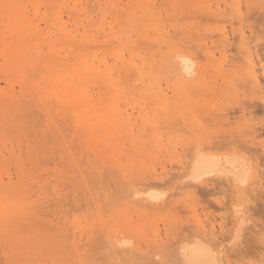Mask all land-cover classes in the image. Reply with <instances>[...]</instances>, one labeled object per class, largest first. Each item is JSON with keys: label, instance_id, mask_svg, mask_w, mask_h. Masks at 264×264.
Returning a JSON list of instances; mask_svg holds the SVG:
<instances>
[{"label": "rangeland", "instance_id": "rangeland-1", "mask_svg": "<svg viewBox=\"0 0 264 264\" xmlns=\"http://www.w3.org/2000/svg\"><path fill=\"white\" fill-rule=\"evenodd\" d=\"M33 1L34 0H27V1L19 0L18 1L20 2L18 4V8H19V5L22 3H23L22 5L26 6L27 8L26 9L25 7L21 5L24 9H26V10H23L24 13L22 14L26 15L27 17L26 20L28 19L29 22L28 20L27 21L24 20V21L28 22L31 27L32 25H35L36 30L38 31L37 33L38 36H36V33L35 34L30 33L31 35L33 34L35 35V37L33 36V38H35V40L32 39L33 41L29 40L28 38L30 37L31 39L32 36H28V37L25 36V38H27L29 42L31 41L30 47L28 44H26L28 45V47L26 46L28 50L24 48L25 46L24 38H23L24 41L22 40L24 42L22 44L23 45L22 47L25 50H27L25 51V54H27V56H29L28 55L29 53L30 55L35 56L36 47H34V45L35 44L38 45V49H40V51L38 50L37 51L41 53L39 54L37 52V54H39L40 56L38 55L36 56L40 57L39 59L41 60L42 55L44 54L43 55L44 58L42 59L43 61L42 60H41L42 62L39 61V59L36 56L35 57L31 56L32 57L31 63H34L33 62L34 59L37 58L38 59L37 61L39 62L36 61V64L37 66L39 64L40 67L42 65L41 69H39L40 67L38 66L39 71L40 70L41 71L37 74L29 75V73L33 74V71L38 72L37 67H34L35 66L34 65L35 63H34L32 64L33 71L30 70L29 66H28L29 67L28 69H26L27 67L25 66V69L23 68V70H20V73L22 71H23L22 73H24L23 77H21V74L18 75L16 74L17 72H15V74H13V76L9 78L8 73L12 75L10 68H9L10 72L7 71V68L9 65L7 66V63H5L6 65L2 63L4 66L7 67L6 68L7 72L4 71V69H1L2 66H0V93L2 89V92H4L3 94L5 95L4 98L2 97L3 100L0 99V264H181L177 259V248L183 241H188L190 240L191 237L198 234L196 231L197 227L195 228L194 226L195 224L193 223L194 217L191 216L190 207H192V205H194L195 207L197 206L196 207L198 211L197 215L199 214V216H201V219L203 221L207 219L206 224H210L211 222L214 221L213 222L214 223L213 225L215 226L214 232L217 233L220 230L218 228V225L219 226L222 225V227L225 230L228 229L227 226H229V221H230V218L228 217V215L230 211L228 212L226 209L229 205L228 204L229 200L227 198L229 199L231 198L232 200L233 196L230 197L229 190H227L228 189L227 187H226L227 189L224 188V190L223 189L219 190L216 187V190H215L216 181L214 182L215 184L213 183V185H215L214 187L210 185L209 187L207 186L208 188L204 186L203 187L201 186L198 188L197 186L194 187L195 185H191L192 186L191 187L190 184L192 183L191 181L190 183H188L189 179L187 180L183 179L185 177L179 178L181 177L180 175H182L181 174L182 172L180 171L181 170L180 165H182L184 162L187 161V160L185 161V159H189V156H191L190 154L192 152V149L195 146L197 139H199V135L197 131L198 123L196 122H198L199 120L200 123L202 124L204 123V126L206 128L208 127V130H213V128L216 129L218 127L216 126V124L218 123L214 122L212 124L213 121L211 122V120L205 119V117L201 115L202 114L201 111L198 112L199 109L197 108V106L195 108L198 111L196 110L194 111L193 110L194 104H192L193 108L190 111L193 110L194 111L193 114L195 113L194 116L195 117L197 116V118L199 117L198 119L195 118L194 116L193 118L192 113L191 114L188 113L189 111H186L185 113L181 112L183 113L184 116H181V113H180L179 115L180 119L186 116L182 121L178 119L179 113H177L176 115H172V114H169L171 112H166L168 115L166 113L164 114L162 111H160L161 110L160 107L159 106L156 107V104H154L155 101L153 99L154 98L153 96L154 95L157 96V94H154V93L158 91L155 85L158 80V82H160L159 85L161 84V87H162L161 90H163L162 93L164 94V91H165V94H166V96L164 94L163 97L162 98L160 97V98L161 100L163 99L166 100V103L168 104L166 105L164 101L163 103L166 106L164 105L163 106L165 108L171 107L170 110L174 109L172 108V105L177 104V102L179 101H181L182 108L186 106L184 105L185 104L184 101L186 100L184 96L187 97L188 95H191V98H194V96L198 97L199 100L198 99L195 100V98L194 100L199 101L198 102L199 105L201 104L200 97L204 96L207 102L206 103L203 102V103L208 105V102H210V99H211L209 98L211 95V92L209 93V90L211 91V89L208 90L210 86L206 87L208 86V85H205L206 83L205 84L203 83L205 87L203 86L202 83L200 84V87L198 86V84L192 85V87L188 89V91L186 90L188 93L185 91V94H184L183 90L180 91V89H184L183 88L184 86L181 85V88L179 86L178 88L180 89H177V85L173 82V78H171V76L167 74L168 71L166 68H163L165 70L162 69V64H160V62L161 61L163 62L164 57L162 56H165L163 54L164 53L166 54V50L169 51V49H171V52H173L172 50L174 48L175 49L178 48V50L180 49V51L185 52L192 59H194L195 68L197 67L201 68L202 66L204 67L205 71H209L210 69L208 67L211 66L210 65L211 60L206 56L207 52L205 49L211 46L208 45L210 43L208 39L206 38H209L207 36L208 35L210 36L211 34L212 35L211 37L214 36L213 40H217L219 38L217 35L218 30H220V24L218 23L222 22L221 24L223 23L225 24V21H226V24L224 26H226V30L228 31L230 28L229 24L233 23L234 19L232 22H230L231 19H228L227 18L228 16L225 15L224 16L225 18L224 17L221 19L216 18L217 19L216 21L221 20V22H216V24H218L219 27L217 25H215L216 27L212 26L214 24L209 25L208 23L210 24L215 23L214 22L215 19H213V17L210 18L211 16L207 17L206 14H202V12L204 13L205 10L203 9L204 6L202 7V9H200L201 6L199 5L203 3H200L199 0L198 1L196 0L197 2L195 1L196 3L199 2L200 3L199 5L198 4L195 5V2H194V5L193 3L192 4L184 3L183 6H181L182 3L181 5H178V3H180L178 1L180 0L176 1L177 4H175V2L173 3V1L175 0H154L155 4H152V5H155V6L153 8H152V5L149 4L147 0H54L52 2L50 0V2L48 1L47 7H45L46 5H45V2H43V0H39V1L35 0L34 2ZM150 1L152 2L153 0H150ZM213 1L209 3V5L212 4L210 5L212 9L214 8V5L217 3L216 0H215L216 3H214ZM223 1L228 2L229 0H222V2ZM247 1H249V8H248L249 13H246L248 14L246 15V17L248 18L245 17V20L247 19L246 21L247 23L243 21L247 25H245L244 23L243 24L245 26L243 24L242 25L246 27L244 29V31L246 30V36H248L249 34L248 32L249 29L247 27H253L252 30L256 29L255 32L256 31L258 32L256 33L257 34L256 36H259L257 40H259V38L260 39L262 38L261 40L257 42H255L254 40L253 41L255 42L256 45H258V50H257L258 55L262 59V63L264 65V37H263L264 36V1L263 0H247ZM247 1L245 0V2ZM29 2H32V3L29 4ZM74 2L79 3L78 8H76V10L80 9V6H82L83 8L85 7L84 11L82 8L81 12H78V11L76 12L73 6ZM147 2H148V5H147ZM218 2L221 3V4L219 3L220 9H223L225 3H222L221 0H218ZM230 2H228L227 4H229ZM2 3L0 1V4ZM33 4H38L39 6L37 7L39 8L35 10V5ZM31 5L34 6L33 11H32L33 8ZM102 5H104V7L106 8L103 9L104 7ZM1 6H3V4ZM5 6L6 4L4 5V7ZM147 6H150L152 10L155 8L153 10L154 13L155 11H156V14L157 12H159L156 15V17L154 16L155 14L153 15L155 18V21L153 20L154 18L151 19L150 12L152 11L151 9H148L149 7L147 8ZM50 7H52V9H50ZM56 7H57V10L55 9ZM98 7L100 8L98 9ZM207 7L205 6V8ZM2 8L3 7L0 8L1 10L0 13L2 14L6 13L4 11L7 9V7L5 8V10L4 8L3 9ZM20 8L18 9V11L20 10ZM120 8L122 9L119 10ZM243 8L244 6H242V9ZM15 9H17V7ZM114 9L118 10L117 11L118 14L116 16L114 14H116L117 12H114ZM143 9L145 10L143 11ZM245 9H246V6L244 8V11L247 12ZM103 10H105L104 11L105 13L103 12ZM51 11L54 14H51L52 13ZM85 11L86 13L88 12L87 14L89 15V18L87 19L91 21L89 22V21H86L87 19H84L83 27H80L79 25L80 23L77 24L76 22L78 21L79 16H77L78 18H76V15L83 13L85 17L81 16L82 19L81 18L79 19V20H83V18H86V16L88 17ZM14 12L17 13L15 10ZM101 12L102 14H99ZM226 12H228V10H226ZM245 12H242V14L244 15ZM55 14L56 16H53L55 17V19L57 16L58 17L60 16L62 17L61 19L63 23L64 22L67 23L65 24L66 25L65 30L68 31V33H65V32L64 33L68 36V34L72 32L71 33L72 36L69 34V37L73 38L74 36H76L77 38H79L78 36L82 35L81 33H83V30L84 32H87V28L89 29L87 32L88 35L90 34L89 32H93L92 35L94 34L95 36H97V34H95L94 32L95 30L96 31L98 30L99 32H101L102 30L101 31L99 30L100 26H101L100 29L103 26L102 29L104 30V32L103 31H102L103 33L101 32L102 35L99 33L101 37L96 38L99 40V41L98 40L96 41L97 43L94 41L92 44L80 43V45H78L79 42L77 44L74 42L75 45H78L79 47L74 46L73 43H70L74 49L72 48L68 49L70 48L71 45L69 43L66 44V42H63V41H67L65 38L66 35H64L62 31L59 32L58 30L57 32V30L55 29L56 26H53V22H55V19L52 17V15H55ZM141 14L143 16L145 14L147 15V16H144V18L149 17L147 18L146 21L150 19L151 20L149 22H145L144 24H142L143 20L145 21L146 18L145 19L141 18L142 17ZM16 15L18 16V14H15L14 18L16 17ZM114 16L115 18H113ZM203 16L205 18L207 17V19H205ZM11 17L10 19H12ZM6 18L7 17L4 16V19H2L4 20V22L0 21V22H3V24L0 23L1 24L0 29L3 28L2 26H4V23L7 22V24H9L7 21L9 17L7 19ZM137 18H139L140 20ZM209 18L213 19L214 21L210 22ZM102 19L103 21H101ZM72 20L75 21L76 23L73 22ZM136 20L137 22H135ZM223 20L225 21L223 22ZM12 21L14 22L15 19H12L10 22ZM126 21L128 22L126 23ZM151 21L152 22L154 21L155 24L159 23L160 24L159 26H161V22H162V25L164 24V26H166V27L163 26L162 29H164L165 31L164 30L163 31L167 33L166 31V28H167L169 36L167 35H166L167 37L165 35L163 36L162 31L160 29L161 34L166 39L170 38L169 40H167V42H164L166 44L168 43L167 44L168 47L164 46V50H161L160 48L162 53L161 51L158 52L162 54V56L157 53H156L157 55L153 54V56H155L156 59L155 58L152 59L153 57L151 55L150 57L152 58L150 59V57L144 51V50H148L150 52L149 49L151 48L149 47L151 45L156 46V44L158 43V41H156L157 42L156 44L144 43L145 41L146 42L150 41V39H153L152 37H154V36L151 37L149 35L150 31H147V29H145V26L147 24L150 25L147 27L148 29H150V27L152 28V26L155 25L154 23H153L154 25H152ZM227 21L229 22V24L227 23ZM85 22H87L88 25ZM92 22L95 25H93ZM25 24L26 26L29 25L27 23ZM74 24L76 25V27L73 26ZM189 24H192V25H189ZM235 24H237V26H234L235 28L239 27L236 21H234L233 25ZM13 25H15V23ZM23 25H24V22H23ZM207 25H209L210 28L212 27L213 30L214 28H217V27L219 29L217 28L216 30L217 32L215 30L213 31L210 29L213 32L208 33L207 36H204V34H207V33L203 32L202 27L203 26L205 27ZM18 26H20V23L18 24ZM257 26H261V27L258 28ZM50 27H54V28H50ZM110 27H113L112 28L113 32L111 31ZM127 27L131 28L130 30L132 32H130V30L127 29ZM139 27H141V29L146 30L145 32L138 30L139 34L140 32H142V34H140L142 36L144 33L145 34L147 33L149 37L146 36L145 34L143 36L148 37V38L151 37L149 40H146L148 38L144 39L142 37V39L145 41L141 42L139 40L140 38L138 39V37H141V36H138L139 35L138 33H136L137 32L136 30L139 29ZM189 27L190 28L196 27L197 30L196 28L195 30L196 32L199 30L198 31L199 34L198 32L196 34L195 32H192L194 35L191 34L190 32L189 34L191 35H189L188 33H185L186 31L191 30ZM209 27H207L208 31H209ZM16 28L14 27L13 30L16 31ZM82 28L84 29L81 30ZM109 28L111 31L110 33H109ZM187 28H189L190 30H188ZM19 29H21V26ZM258 29H261V30H258ZM52 30H54V32ZM192 30H194V28ZM204 30H206V28ZM125 31L126 33L127 31L130 32V33H127L130 36L129 38L133 36L131 38L133 40L130 39L133 42H131L130 40L129 42L128 41L125 42V39H126L125 37L127 36ZM160 31H158V33ZM55 32H57L56 35H55ZM152 32L150 33L151 35L154 34ZM214 32H216L217 34H215ZM219 32H221V30ZM8 33L4 35L0 33V36L2 38L4 36L5 38L3 39L4 43L6 41V43L3 44V41H1L0 39L1 41L0 42L1 43L0 52L2 50L3 45H5L4 46L5 49H6V45L9 46L11 44V48L13 46V44L10 41H12L14 37H16V35L14 33L13 34L12 33L8 34ZM112 33L116 34L117 37H119L121 34L120 38L123 40L121 41L120 39H118L121 41L118 44L120 45L122 44V42H124L121 45V47L123 46L122 48L119 47L116 41H114L116 40V37L114 39V35ZM25 34L28 35V33H25ZM103 34H104V37L108 35L107 38L106 37L103 38ZM133 34H135V36ZM159 34L157 37H159ZM123 35L125 37H123ZM236 35L238 34H235L233 37H235ZM252 35L253 34H251L249 37L251 38ZM36 37H39V38H37L36 40ZM63 38L65 39L63 40ZM160 38L162 37L160 36L159 38H156V40ZM200 38L203 40L200 41L201 40ZM195 39L197 41H195ZM16 40H18V38ZM164 40L162 39V41ZM26 43H28V41ZM134 43L136 44L135 46H134ZM64 45H66L67 48ZM98 45L100 46L98 47ZM128 45H131V46H128ZM216 45L218 44L215 43V46ZM230 45L231 47L228 48V52L226 51L227 56L229 58L236 59L237 63H241L242 61L238 59L239 52L237 50L236 44L234 43ZM90 46L92 47L90 48ZM127 46L131 48H133L134 46V48L138 49L139 51L138 52L136 50L134 55H138L136 53H139V56L142 54L141 56L143 57L144 60L147 59L148 62L150 61L152 63L153 67L151 66L150 63H146L147 61H145L146 65L149 64V66L152 67L151 71H153V74H155L154 75L155 78L157 77L156 79L154 78L156 82L153 81L155 84L152 82L153 83L152 87L154 86L156 88L155 91H154L155 89L154 87H153L154 88L153 90L151 89L152 92L151 91L148 92V88H147V85L149 84V82L150 84H152L150 80H153V78L150 79L151 75L149 74L152 73L150 72V70L146 68L144 69L145 73L150 72V73H147V75H149L148 79H147V76L146 77L144 76L146 80H148L149 82L145 81V78L142 77L144 73L143 72L141 73L142 75L140 76L142 77V79L144 78L143 79L144 81L142 83V80L140 82L138 77L135 76L136 74H138L135 71L136 69L130 68V65H128L125 62V64H127L129 67L127 66L128 68L125 67L124 70H122L121 68H123V66L121 65L122 66L121 67L118 61L115 62L113 56L114 54L117 53L116 50L122 49L123 51L126 48L123 52H121L120 50L118 51V53L119 52L123 53V58L125 59V61L130 58L131 52L133 53L134 49L128 48ZM155 46L154 48L158 47V46L157 47ZM13 49H15V47H13ZM17 49L19 51V48ZM24 49L20 51V53L21 52L23 53L21 55L22 57H25L23 56ZM32 49H33V52L31 53ZM140 49L143 51H141ZM175 49L174 51H176ZM68 50L69 51L77 50V51L69 52ZM26 52H29V53H26ZM143 52H145L146 54ZM14 53L16 54V51ZM48 55L49 57H47ZM0 57L2 56L0 55ZM76 57L78 60L75 59ZM85 57L88 58V60L86 59L88 62H93L94 66L97 64V62L99 63L98 65H100L101 62L105 61L106 66L108 65L109 67L111 66L112 69L111 68L110 69L113 70L112 73L114 72L113 76L114 75L116 76L118 75L117 77L120 76L119 78L121 79L117 78V83H118V80H119V83H121V85L118 83V85H120L119 86L120 90L119 89L116 90L118 91L116 92L117 95L115 93V89L111 90L108 88L109 90L108 91L105 87L103 88L104 85H102V88L100 89L99 86H101L103 82L98 81L96 77H94L96 78V80L94 78L91 80H89L90 78L89 79L87 78L89 81H85V79H83L84 82H82L83 80L80 81L81 79H76L77 78V76L75 75L76 71H73L76 67H73V66L80 64V62L78 61H81V60L83 61ZM91 57L92 59H89ZM160 57H162L163 59L159 60ZM217 58L218 56L215 58V60H217ZM2 59L0 58V61L4 62L5 58L2 57ZM14 60H16V58ZM27 60H28V57H27ZM44 61L47 62L48 66H45L46 63ZM50 64H52L53 66L49 67ZM68 64H70L71 66H69ZM87 64L90 65V63H87ZM55 65H58L56 67L57 68L59 67V68L57 69ZM66 65L69 66L68 67L69 69L71 67L72 71H70ZM64 66H66L65 67L66 70ZM17 67H21V66L18 65ZM52 68H54L55 71ZM103 68L105 67H103V63H101L100 69L103 70ZM46 69L47 70L49 69L50 71L48 70L46 72ZM117 69L118 70L121 69V70L118 71ZM204 69H201V70H204ZM44 70H45L44 72L45 74H41L43 73ZM98 70H96L95 73ZM124 71L128 73L130 71L131 74H129L128 76L125 75L127 77L125 78L123 75L125 74ZM216 71L217 69L215 70V74L217 75L219 70L217 73ZM53 72H56L57 76H56V73H53ZM117 72H119V74H116ZM3 74H4V77H6V79L8 77V80L4 79ZM54 74H55V77H54ZM58 74L60 75L61 79L60 78L57 79L59 77ZM71 74H74V75H71ZM206 74H209V73L204 72V75H205L204 80H206L204 82H208V84L210 85L209 83L210 76L208 75L209 76L208 77ZM213 74L214 73H212V75ZM50 75H52L54 79H52V77L50 78ZM61 75L66 76V80L68 81L69 79L72 78L70 80L71 82L70 84L72 85L74 81L75 85L71 86L70 84H68V81L65 80V77L63 78ZM67 75L68 76L71 75V78H69L70 76L67 77ZM116 76H114L115 79H116ZM166 76L170 77V78L168 77V80L165 79L168 81V83L167 81L164 80V78H167ZM74 77L76 78L74 79ZM55 78L57 80H61V83L63 86H66V83L68 84L67 87L62 86L63 88H66L65 90L64 89L57 90L55 88V90H57L56 91L57 94H59V96L57 97L55 96L56 98L53 97L54 96L53 93H52L53 94L52 96L49 94L48 90H46L48 87L47 85L50 84V82H52L49 80L52 79L55 81L56 80ZM134 78H136V80L138 79L137 82ZM216 80H218L217 82H220L218 78ZM63 81H65V84H63L64 83ZM56 82H57V85L60 87L61 85L60 81H59V84H58V81H55V83ZM21 83H23L24 85L22 84L23 85L22 86ZM53 83L51 84L52 87L49 88L50 90L52 88L54 90L55 86L57 87V85L55 83L53 85ZM93 83L95 85H93ZM25 86L27 88H25ZM10 88L11 90H9ZM144 88L146 90H144ZM86 89H89L90 91ZM62 91H64V93ZM248 92L249 91H245L243 94L244 97H242L243 96L242 95L238 99V101L242 100L245 103H249V101L251 102L253 101L256 104L257 107L254 109L255 112L253 113V116H252L253 118L252 122L256 124V126L261 127L260 128V132H261L260 138H264V128H262L264 127L263 126L264 125V109L262 107V103L261 101L254 99L257 96V94L255 93L253 94V92H249L250 95L252 93V95L254 96V98L251 99ZM11 93L14 94V96L11 95ZM83 93H85L84 95L88 93L89 95H91V98L93 99L87 98V96L85 97ZM6 94H8V96L10 95L11 98L14 97L12 102H10L11 100H9L8 96H7L8 97V101H7ZM23 94L27 95L28 97L27 96L25 97ZM72 94L77 95V96L78 94H80V96L81 95L83 96H81L82 99L80 98V96H78L80 99L78 98L79 100L77 101L79 102L77 103L75 102L77 98L75 99V101H73L72 97L74 96ZM59 97L61 99L60 101L57 100L59 99ZM189 97H187V99ZM246 97L247 99H245ZM84 98H86V101H89L88 102L89 104L93 103L92 106L88 108L89 104L86 105L85 103L87 102H85L84 103L85 111L81 110L83 109V107L81 108L82 106L81 103H83ZM242 98H244L245 100H243ZM66 99L67 101L68 99H70L74 103V104L72 103L74 107L72 108V110L74 109L77 110L76 112H78V114L80 112L79 110H81L82 114H83V111L84 113L86 112L85 114H83L84 116L81 119H83L86 116L88 117V119H84L82 121L87 120L86 122L91 123L92 125L93 122L92 121L88 122V120H90L92 115L95 114L93 116L94 118L93 121L97 119L96 122L94 121L96 128H93L89 124V126L93 128V130L97 129L96 131L95 130L93 131L94 133L91 132L92 129H90L89 135L87 134L86 131H88V129L85 130L87 126L86 122L85 123L83 122V125L80 122H78L77 124V121L75 120V118H79L78 121H80L81 119L80 117L76 116L77 113L74 115L73 112L75 111L72 112V110H69V107L66 108L67 107L65 106ZM89 99H91L92 103L90 102ZM125 100L129 102H125ZM223 100L226 101L223 104L225 106L224 109H226V112H227L226 113L227 120L224 121L223 127L227 130L234 132L237 129L243 127L242 124H244V121L243 120L240 121L239 119L240 114L238 111V107H236L233 104L234 103L233 99L224 98ZM61 101L62 102L65 101V102L62 103ZM107 101L108 103H110V101H113L112 103L114 102L116 103L117 101V104H119L121 108H123L122 106L127 103H128V106L130 105L133 106L135 110L132 111L131 106L128 107L127 109L129 110L128 113L132 112L135 118H132L131 119L132 121H130V123L128 124L125 123L126 122L125 120H124L125 122L123 121L124 123H120L121 122L120 121L119 122L120 125H119L118 122L116 123L114 119L112 118V115L110 114L111 111L109 112L110 109L108 108L109 109L108 110L106 108L109 105ZM189 101L191 102L190 99ZM75 103L77 105L80 103L78 105L79 107L74 106ZM193 103H196V102H193ZM59 104H61L63 108L65 106V110L63 108L60 109ZM186 104H187V100H186ZM139 105L144 107L148 112H150L148 119L151 121V123L153 122L154 124H156L157 130L154 129L153 131L151 130L152 129L151 128L149 131L148 127H144V128L141 127L140 129L142 122L139 119V117L136 118V116H138L137 112L141 108ZM93 106L94 108H92ZM76 107L78 109H76ZM86 107L88 109H86ZM155 107L157 109V112L153 115L152 112L149 111V108L153 109ZM186 107H184V109ZM202 107H199V108L203 109ZM169 108H167L168 111H170ZM92 109H94V112L92 111ZM68 110L71 114L68 112ZM103 110H105V112ZM173 111L174 110H172V112ZM104 118L106 119L111 118L112 121L107 119V121H109L107 123L106 119ZM191 119H195V121ZM101 121H102V125H101ZM177 122L179 125L177 124ZM190 122L192 124H190ZM75 123L77 125L80 124V126L76 128ZM96 123L97 124L99 123L101 128ZM121 124H123V126L124 125L128 126L130 124L132 126V134H131L130 139L131 140L135 139V141H130L129 138L125 136L127 132L125 131V127L122 128ZM213 125H215L216 127ZM176 126L177 127L179 126L178 129ZM142 128L145 132L142 131ZM187 129L188 131H191V129H194L193 131L195 132V134L191 135L190 133L188 134V133L182 132L185 134L186 137H188L187 135H190V139L187 138L189 139L187 140L188 143L180 139V137L178 136L180 140H178L176 143L180 141L181 144H179L180 143L179 142L178 144H175L174 146L173 145L174 141L178 139L176 137L173 138V136H176L174 134L176 132L177 134H179L181 131L188 132ZM174 130H177V131L174 133ZM178 130H180V132ZM151 131H153V133ZM154 132H157V134L155 133L156 135H154ZM158 132H159V135H158ZM151 135H154L155 137ZM182 135L180 136L181 138L184 139V136ZM92 143L94 145H92ZM183 144H185L184 146L185 148L183 147ZM102 145H106L107 146V147L105 146L106 149H104ZM178 145L179 146L182 145L183 148H181V146L179 147ZM89 146L90 148L94 147V150L93 148H91L92 149L91 150ZM100 147H103V148L100 149ZM175 147L176 149L179 147L177 149V152L174 150ZM176 154L179 155V158L181 159L179 161L180 163L182 162L180 165L176 164V163H179L178 162L179 158L177 157ZM252 154H255V153H252ZM259 154L260 153L256 154V156H259L260 159H258V161L262 163L261 161L262 159L264 161V156L259 155ZM184 155L186 158L184 157ZM256 156H253V157H256ZM250 157L252 156L250 155ZM160 165H163V167ZM178 166L180 169L178 168ZM151 169H153V171ZM262 169H264V166ZM128 171H131V174H129L131 177H129V175L127 174L129 173ZM157 174L159 176H157ZM160 175H161V178H159ZM163 175L165 176L164 178H162ZM218 184L219 183H217V185ZM223 186L225 185L223 184ZM140 188L142 189L150 188V190L152 189V191L155 193L158 192V193L165 194V197L167 199L166 204L157 209L156 208L151 209V210L147 209V211L141 212L142 211V209L140 211L141 206L138 203H136L134 197L131 196L134 189L137 190ZM245 199H246L245 195H243L242 198H237V200L233 199L232 201L234 202V204L237 203L241 207L243 206L245 207L247 204V201ZM220 201L221 202L223 201V202L220 203ZM251 201H253V199H251ZM263 202H264V199H262L261 202L255 201V205H257L256 206L257 208L259 207L258 208L259 211L257 210V208H255L256 209L255 212H254L255 209L254 210L251 209L253 212V216H252L253 219L258 220L259 223L260 222L264 223V205H261L263 204ZM222 204L225 205V208ZM226 204L228 205L226 206ZM203 215H205V217ZM130 222L131 224L129 225ZM259 223L257 224V226L259 225ZM163 224L168 225L167 226L169 227L168 233L169 234L171 233L172 235L170 234L171 237H169L168 241H166L165 243L161 245H155L153 244V242H151V239H153L151 238L153 237L152 230L155 225H158L159 228L161 227L160 229L162 230ZM126 225L127 227L132 225L133 230H131V234L127 233L128 235L125 236V234H123L122 231H124L125 229L124 227H126ZM223 225L224 226L227 225L226 226L227 228L224 227ZM139 226H142V227H139ZM246 227L248 226L245 225L243 227L242 234L237 241L235 240V242L232 244L225 242L223 250L225 254L231 257V260H234L238 264H258L259 258L256 255V251H254L253 247L250 246V243L252 241L250 237L251 234L248 231L246 232ZM143 231L145 235H143L142 233ZM220 234H221V231L219 235L217 233V235H214L212 237L216 238L217 240L219 239L218 241H220L222 239L221 235L223 233L221 235ZM116 235L127 238L130 241L129 242L130 244L128 243L129 245H126L125 247L124 245L123 246L120 245L121 247L119 245L112 246L111 239L113 236H116ZM247 238L249 239V241H247L248 242L247 246H250L249 249L247 247L244 250L242 249L243 248L242 246L240 247L242 250H240L238 248L239 244L244 243L245 240H248ZM252 244L253 243H251V245ZM251 250H253L254 252ZM255 250L257 249L255 248ZM235 252L236 253L241 252L239 253L240 254L239 257L234 256ZM259 263L262 264L261 261H259Z\"/></svg>", "mask_w": 264, "mask_h": 264}, {"label": "bare ground", "instance_id": "bare-ground-1", "mask_svg": "<svg viewBox=\"0 0 264 264\" xmlns=\"http://www.w3.org/2000/svg\"><path fill=\"white\" fill-rule=\"evenodd\" d=\"M1 1V3L2 2H4V3H2L3 4V6H1L2 4H0V6L1 7H3L4 8V10H5V8L7 7V9L4 11V12H6V13H0V21H3L4 22V20H2V19H4V16H6L7 18V21H8V23L9 24H7V22L6 23H4V26H2L1 28L2 29H0L1 31H0V33L2 34V35H4V34H7L9 31V33L11 34H15L16 35V37H14V39L12 40V41H14V42H12V41H10L12 44H13V46H12V48H11V44L8 46V45H6V49H5V45H3V47H4V49H3V47H2V50H1V56L2 57H4L5 58V60H4V62H1L0 61V63L2 64V63H4V65H6L5 63H7V66H8V68L6 67V66H4L3 64L1 65L0 64V66H2L1 67V69H4V71H6V68H7V71H9L10 72V70H11V73H12V75L10 74V73H8L9 75H8V77L10 78L11 76H13V74H15V72H17L16 74H21V77H23V74L24 73H20V70H23V68L25 69V66L27 67L26 69H28L29 67H30V70H32L33 71V67H32V64H34L33 66L34 67H37V69H38V66L40 67V65L38 64V66H37V64H36V61L40 58V57H38V56H40L39 54L41 53V52H38V51H40V49H38V45L37 44H35L34 45V47H36V49H35V54L36 55H38V56H36L37 58H33L34 59V63H31V59H32V57H35L34 55H30V53L29 52H26V53H29L28 55L29 56H27V54H25V51H27L28 50V45H29V47H30V42H29V40H32V39H34L35 40V38H33V36L35 37V33H36V36H38V31L36 30V26L35 25H32V27L30 26V24L28 23L29 22V20H28V22H25V21H27L26 20V15L25 14H22V13H24L23 12V10H26L27 8H26V6H24V5H22V4H20L19 5V8H20V10L22 11H18V4L20 3V2H18L19 0H0ZM27 1V0H26ZM35 1V0H34ZM33 1V2H34ZM36 1H39V0H36ZM48 1L50 2V0H43V2H45V7H47V4H48ZM52 1H54V0H51V2ZM148 2H149V4H155L154 2V0L151 2L150 0H147ZM176 1H178V0H175V1H173V3L175 2V4H177V2ZM184 1V2H183ZM196 0H180V1H178V2H180V3H178V5H181V3H182V5L181 6H183L184 5V3L185 4H192L193 3V5H194V2H195ZM198 1V0H197ZM196 1V2H197ZM200 1V3H203V4H205V5H203V4H201V5H199L200 3L198 2V3H196L195 2V5H199V6H201L200 7V9H202V7L204 6V13L202 12V11H200V12H202V14H206V16L208 17H210V18H212L213 17V19H215V21L213 20V19H210V22L211 21H214L215 23H208L209 25H212V24H214V25H212V26H214V27H216L215 25H217L218 26V24H220V30H221V32H219L220 30H218V34L216 33L217 31V28L219 27H217V28H214V30L216 31V32H214L215 34H217L218 35V39L217 40H213V37H211L212 35L210 34V36L208 35V33H212L214 30L212 29V27L210 28L209 27V25H207V26H203L202 27V29H203V32H206L207 34H204V36H207V37H209V38H206V39H208V41H209V43L210 44H208L209 46H211V47H208V48H206L205 50H206V52H207V54H206V56L211 60L210 62V67H208L210 70L209 71H205V69H204V67H202L201 66V68L199 69L198 67L197 68H195V61H194V59H192L189 55H187L185 52H183V51H180V49L178 50V48H174L176 51H174V49L172 50L173 52H171V49H169V51L168 50H166V54H167V52H168V54L166 55L165 53L163 54V55H165V56H162V54H160V53H158V52H160L161 50H164V46H166V47H168V43L166 44V43H164V42H167V40H169V39H166L165 37H163L164 35L166 36H169L168 35V30H167V28H166V31H167V33H165L164 31V29H162L163 28V26H164V24L162 25V22H161V26H159L160 24L158 23H156L155 24V18H154V16L156 17V15L159 13V12H157V14H156V11H155V13H154V9L152 10V8L155 6V5H152V8H150V6H147V8L148 9H151V11L152 12H150L151 14H150V17H151V19L152 18H154L153 20V22L151 21V23H152V25H154V26H152V28L150 27V29H148L147 27L148 26H150V25H146L145 26V29H147V31H150V33L152 32V33H154L153 35H151L150 33H149V35L152 37V36H154V37H152L153 39H150V38H148L149 37V35L146 33H144L146 36H148V37H145V36H141L140 34H142V32H145L146 30L145 29H141V27H139V29H137L136 31V33H138L139 34V32H138V30H141L142 32H140V34L138 35V36H141V37H138V39L142 42V41H145V40H143L142 39V37L144 38V39H146V38H148V39H146V40H149L150 39V41H148V42H144V43H146V44H156L157 42L156 41H158V43L156 44V46L155 45H149L150 47L149 48H151L152 49V51H151V49H149L150 50V52L148 51V50H144L146 53H147V55L150 57V55L153 57H150V59L152 58V59H154L155 58V56H153V54L155 55L156 53L157 54H159V55H161L162 57H164V59L162 58V57H160V59L159 60H162L163 59V62L161 63L160 62V64H162V69L163 68H166L167 69V71H168V75L169 76H171V78H173V82L177 85V89H180L181 88V85H183L184 87V89H180V91H182L183 90V92H184V94H185V91L187 90L188 91V89H190L191 87H192V85H196V84H198V86L200 87V84L202 83H206L205 85H208V86H206V87H209L208 88V90L209 89H211V91L209 90V93L211 92V95H210V97L209 98H211L210 99V102H208V105L207 104H205L207 101H206V98H204V96L203 97H200L201 98V106L198 104V102L199 101H195L196 99H198V97H196V96H194V98H195V100H194V98H191V95H188L187 97H189L188 99H187V97L186 96H184V98L187 100V104H186V100L184 101L185 102V104H184V102H183V104L184 105H186V106H184V107H186L185 109H184V107L182 108V104H181V101H179V102H177V104H173L172 105V108H174V109H172V110H174L173 112H172V110H170V108L169 107H164V106H166V105H168L167 103H166V100H161V98L163 97V95L165 94V91H164V94L162 93L163 92V90H161L162 89V87H161V84L159 85V83L160 82H158V80H157V82H156V78H155V74H153V71H151V69H152V67H153V65H152V63L149 61H147V59H143V57L140 55L139 56V53H136V54H138V55H134L135 54V51L137 50L138 51V49H135L134 48V46L136 45L135 43H134V46H133V48H131V47H128V46H131V45H128L127 47L128 48H131V49H134L133 51V53L131 52V55H130V58L128 59V60H126L125 61V59L123 58V53H121V52H123L122 51V49H120L121 50V52H119L118 53V51H120V50H116L117 51V53L116 54H114V56H113V58H114V60H115V62L116 61H118L119 62V64H120V66L122 65L123 66V68H121L122 70H124V68L126 67V68H128L129 66L128 65H130V68H132V69H136L135 71H136V73H138V74H136L135 76L136 77H138V79L140 80V82H141V80H142V83H143V79L147 76V79L149 78V75H151V77H150V79H152L153 78V80H150L151 81V83L153 82V81H155L156 82V88L158 89V91L157 92H155L154 94H157V96L156 95H154L153 97V99H154V101H155V103L154 104H156V107L157 106H159L160 107V111H162L164 114L166 113V112H171V113H169V114H172V115H176L177 113H179L178 114V119H180V113L181 112H183V113H185L186 111H189L188 113L189 114H191L192 113V117L194 116V114H193V112L196 110V106H197V108L199 109V111L198 110H196V111H198V112H200L201 111V115L202 116H204L205 117V119H207V120H211V122H212V124L215 122V123H218V124H216V126H218L216 129H214L213 128V130H208V127L206 128L205 126H204V123L202 124V123H200L199 122V120H198V122H196V123H198V129H197V131H198V135H199V139H197V141H196V144H195V146L193 147V149H192V152H191V156H189V159H185V161L186 162H184L182 165H180L181 163L179 162L181 159L179 158V155H177V157L179 158V160H178V162L179 163H176V164H178V165H180L181 167V174L182 175H180L181 177H179V178H183V177H185V178H183V179H189V181H188V183H190V181H191V183L192 184H190V186L191 185H195L194 187H209L210 185L211 186H215V185H213V183L215 182L216 183V186H215V190H216V187H217V189H223L224 190V188H226L227 190H229V195H230V197H232L234 200H237V198H242V196L243 195H245V200L247 201V204H246V206L244 207H241L240 205H238L237 203H235L234 204V202L231 200V198L229 199V198H227L228 200H229V202H228V204H226V206L228 205V207L226 208L227 209V211L229 212V215H228V217L230 218V221H229V226H227L228 227V229L227 230H225L223 227H222V225L221 226H219L218 225V228L220 229H218L219 230V232H217L218 233V235H219V233H220V231H221V240L220 241H218L216 238H214V237H212V236H214V235H217V233H215L214 232V221L213 222H211L210 224H206V220H202L201 219V216H199V214L197 215V206L195 207L194 205H192V207H190V212H191V216L192 217H194V221H193V223L195 224L194 226H195V228L197 227V235H195V236H193V237H191L190 238V240H188V241H183L180 245H179V247L177 248V259H178V261L181 263V264H238L237 262H235L234 260H231V257L230 256H228L227 254H225L224 253V250H223V248H224V244H225V242H227V243H230V244H232V243H234L235 242V240L237 241L239 238H240V236H241V234H242V231H243V227L246 225V226H248V227H246V232L248 231L251 235H250V237H251V243H253L252 245H251V243H250V246L251 247H253V249H254V251H256V255L258 256V264H260L259 263V261H261V263L262 264H264V223H259V221L258 220H255V219H253V212H252V210L251 209H255V208H257L256 206L257 205H255V201H259V202H261L262 201V199H264V169H262L263 168V166H264V161H263V159H262V163H260L259 161H258V159H260L259 158V156H256V154H258V153H260L259 155H262V156H264V138H260V134H261V132H260V128L261 127H259V126H256V124H254L253 122H252V120H253V118H252V116H253V113L255 112V108L257 107L256 106V104L252 101H249V103H245L244 101H238V99L244 94V92L245 91H249V92H253V94L255 93V94H257V96L254 98V96L252 95V93H251V95H252V97H251V95L249 94V92H248V94L250 95V98L251 99H257V100H259V101H261V103H262V107H263V109H264V65H263V63H262V59L259 57V55H258V45H256L255 44V42H257V41H259V40H261L260 38H259V40H257L258 39V37L259 36H256L257 34L256 33H258L257 31L255 32V30H254V32H255V34H254V32H253V30H252V28L253 27H247L248 29V32H249V34H248V36H246V30L244 31V29L246 28V27H244L245 25H247V24H245V23H247L246 21H247V19L245 20V17H246V15H248V14H246V13H249L248 12V8H249V1H247V2H245V0H231V2H230V0L228 1V2H230L229 4H227L228 2H225V1H223L222 2V0H221V2L222 3H225L224 4V8L223 7H221V8H223V9H220V5H219V3L220 2H218V0H216V2H215V0L213 1L214 3H216L215 5H217V6H215L214 5V8L212 9L211 8V6L210 5H212V4H210L209 5V3L210 2H212L211 0H206V1H204V0H199ZM203 1V2H202ZM244 1V2H243ZM264 1V0H263ZM12 2V3H11ZM24 2V1H23ZM148 2H147V5H148ZM188 2V3H187ZM205 2V3H204ZM208 4H207V3ZM255 2V1H254ZM15 3V4H14ZM32 2H29V4H31ZM55 3V2H54ZM144 3V2H143ZM213 3V4H214ZM250 3H252V2H250ZM6 4V6L4 7V5ZM17 4V5H16ZM44 4V3H43ZM51 4V3H50ZM82 4V3H81ZM142 4V3H141ZM146 4V3H145ZM221 4V3H220ZM244 4V5H243ZM9 5V6H8ZM14 5V6H13ZM16 5V6H15ZM25 7L26 9H24L23 7ZM26 5V4H25ZM33 5H35V10L36 9H38L39 7H37V6H39L38 4H33ZM52 5V4H51ZM57 5V4H56ZM65 5V4H64ZM72 5V4H71ZM78 5H79V3H75L74 2V4H73V6H74V8H75V11L77 12H81L82 11V6H80V9H77L76 10V8H78ZM101 5V4H100ZM117 5V4H116ZM207 5H208V7H207ZM12 6V7H11ZM32 6V5H31ZM58 6V5H57ZM72 6V7H73ZM84 6V5H83ZM103 7H104V5H102ZM141 6H143V5H141ZM145 6V5H144ZM205 6L207 7V8H205ZM242 6H244V8H245V6H246V11L247 12H245L244 11V8L242 9ZM0 7V8H1ZM17 7V9H15ZM115 7V6H114ZM118 7V6H117ZM2 8V9H3ZM9 8V9H8ZM23 8V9H22ZM32 11L34 10V6H32ZM85 8V7H84ZM84 8H83V11H84ZM100 7H98V9H99ZM102 8V7H101ZM106 7H104L103 9H105ZM116 8V7H115ZM142 8H144V7H142ZM141 8V9H142ZM45 9H47V8H45ZM50 9H52V7H50ZM56 10H57V7L55 8ZM122 8H120L119 10H121ZM199 9V8H198ZM14 10L17 12V13H15L14 12ZM49 10V9H48ZM47 10V11H48ZM116 9H114V12H117L118 10H116ZM145 9H143V11H144ZM226 10H228V12H226ZM251 10V9H250ZM2 11V12H3ZM54 11V10H53ZM87 11V10H86ZM86 11H85V13H86ZM98 11H100V10H98ZM105 10H103V12H104ZM141 11V10H140ZM142 11V12H143ZM146 11H148V10H146ZM0 12H1V10H0ZM18 14V16L16 15V17L14 18V16H15V14ZM19 12V13H18ZM26 12H28V11H26ZM52 12V11H51ZM110 12V11H109ZM120 12V11H119ZM242 12H245L244 13V15L242 14ZM33 13V12H32ZM38 13V12H37ZM88 13V12H87ZM86 13V14H87ZM105 13V12H104ZM112 13V12H111ZM20 14V15H19ZM51 14H54L53 12L51 13ZM61 14V13H60ZM79 14V13H78ZM82 14V15H81ZM81 14H79V15H76V18H78L77 16H79V19L81 18L82 19V17H85L84 16V14L83 13H81ZM99 14H102V12L101 13H99ZM118 14V12L116 13V14H114L115 16ZM122 14H123V12H122ZM155 14V15H154ZM201 14V13H200ZM4 15V16H3ZM45 15V14H44ZM88 15V14H87ZM107 15V14H106ZM111 15H113V14H111ZM142 15V14H141ZM152 15V16H151ZM154 15V16H153ZM225 15H227L226 17L228 18V19H231L230 20V22H232L233 21V19H234V21H236L237 23H238V25H239V27H234V26H237V24H235V25H233V23H234V21H233V23H230L229 24V20L227 21V23L230 25V28H229V30L227 31L226 30V26H224L225 24H226V21L225 20H223V22L225 21V24L223 23V24H221L222 22H221V20L220 21H216L217 19H221V18H223ZM12 16V17H11ZM53 16H56V14L55 15H52V17ZM82 16V17H81ZM104 16H105V14H104ZM109 16V15H108ZM115 16L113 17V18H115ZM144 16H147L146 14L144 15ZM144 16L142 15V17L141 18H143V19H145V21L143 20V23L142 24H144L145 22H149L150 20H148V21H146L147 20V18H149V17H145L144 18ZM149 16V15H148ZM160 16V15H159ZM158 16V17H159ZM205 16V15H204ZM203 16V17H204ZM10 17L12 18V19H15V21L12 23V22H10L12 19H10ZM111 17V16H110ZM120 17V16H119ZM207 17L205 18V19H207ZM25 18V19H24ZM51 18V17H50ZM54 19H55V17H53ZM62 17H56V19H55V22H53V26H56V30H57V32H58V30H59V32H65V33H68V31H66L65 30V24H67V23H63V21H62V19H61ZM87 18H89V15H88V17L86 16V18H83V20H79L78 19V21H76L77 22V24H79L80 25V27H83V21H84V19H87ZM101 18H103V17H101ZM160 18V17H159ZM158 18V19H159ZM217 18V19H216ZM225 18V17H224ZM246 18H248V17H246ZM118 19V18H117ZM137 19H139V18H137ZM25 20V21H24ZM48 20H50V19H48ZM73 20H74V18H73ZM72 20V21H73ZM104 20H105V18H104ZM140 20V19H139ZM18 21V22H17ZM54 21V20H53ZM71 21V20H70ZM86 21H89V19H87ZM91 21V20H90ZM89 21V22H90ZM101 21H103V19L101 20ZM130 21V20H129ZM243 21H245V23L243 22ZM3 22H0V23H2L3 24ZM23 22H24V25H23ZM73 22H75V21H73ZM75 22V23H76ZM128 21H126V23H127ZM135 22H137V20L135 21ZM158 22V21H157ZM216 22H221V23H218V24H216ZM15 23V25H13ZM17 23V24H16ZM20 23V26H21V29H19L20 28V26H18V24ZM25 23H27V24H29L28 26H26V24ZM31 23V22H30ZM49 23V22H48ZM47 23V24H48ZM85 23H87V22H85ZM84 23V24H85ZM102 23V22H101ZM130 23V22H129ZM141 23V22H140ZM154 23V24H153ZM245 25H244V24ZM46 24V23H45ZM50 24V23H49ZM51 24H52V22H51ZM92 24H93V22H92ZM132 24V23H131ZM136 24V23H135ZM244 26H243V25ZM22 25H23V27H22ZM78 25V26H79ZM87 25H88V23H87ZM93 25H95V24H93ZM93 25H91V26H93ZM104 25V24H103ZM189 25H192V24H189ZM194 25V24H193ZM260 25V24H259ZM0 26H1V24H0ZM11 26V27H10ZM49 26V25H48ZM51 26V25H50ZM73 26H75L76 27V25L74 24ZM100 26V25H99ZM98 26V27H99ZM127 26V25H126ZM136 26V25H135ZM195 26H197V25H195ZM14 27L16 28V31L15 30H13L14 29ZM29 27V28H28ZM75 27H74V29H75ZM101 27V26H100ZM100 27H99V30L101 31H103L104 32V30L102 29L103 28V26H102V28L100 29ZM132 27V26H131ZM144 27V26H143ZM164 27H166V26H164ZM192 27V26H191ZM207 27H209V31H208V28ZM258 28L259 27H261V26H257ZM27 28V29H26ZM50 28H54V27H50ZM111 28V31L113 32V30H112V28L113 27H110ZM110 28H109V33L111 32L110 31ZM190 28V27H189ZM187 28L188 30H190V31H186L185 33H188L189 34V32L191 33V34H193L192 32H195V34L199 31H197L196 32V30H197V28L196 27H193L194 28V30H192L193 28ZM195 28H196V30H195ZM206 28V30H204ZM251 28V29H250ZM84 28H82L81 30H83ZM127 29H131V28H128L127 27ZM151 29H152V31H151ZM160 29H161V31H162V34H163V36H162V34H161V31H160ZM173 29V28H172ZM187 29H185V30H187ZM213 30V31H211V30ZM219 29V28H218ZM263 29V28H262ZM86 30V29H85ZM88 28H87V32H88ZM92 30V29H91ZM90 30V31H91ZM164 30V31H163ZM258 30H261V29H258ZM35 31V32H34ZM53 32H54V30H52ZM93 31V30H92ZM98 31V30H97ZM96 30H95V34H97V36H95L94 34L92 35V33L93 32H89L90 34L88 35L87 34V32H84V30H83V33H81L82 35L81 36H78L79 38H77L76 36H74L73 38L72 37H69V34L71 35V33H69L68 34V36L64 33V35H66L65 36V38H66V40L67 41H63V42H66V44L67 43H73L74 44V46H78V45H80V43H86V44H92L94 41L96 42L98 39H96L97 37H101L100 36V34H101V32H97ZM158 31H160L159 33H158ZM211 31V32H210ZM263 31V30H262ZM57 32H55V35H56V33ZM102 32V33H103ZM130 32H132L131 30H130ZM129 31H127V33H130ZM8 33V34H9ZM25 33H28V35L27 34H25ZM32 33H34L33 35H31ZM100 33V34H99ZM115 33V32H114ZM114 33H112L113 35H114V39H115V37H116V40H114V41H116V43L118 44V43H120L123 39H121L120 38V36H121V34H120V36L119 37H117V35L116 34H114ZM120 33V32H119ZM125 33H126V31H125ZM124 33V34H125ZM126 33V34H127ZM23 34H25V35H23ZM54 34V33H53ZM99 34V35H98ZM106 34V33H105ZM125 34V35H126ZM158 34H159V37L161 36L162 38H160V39H157L156 40V38H159V37H157L158 36ZM187 34V35H188ZM191 34H189V35H191ZM198 34H199V32H198ZM197 34V35H198ZM235 34H238V35H236L235 37H233ZM251 34H253L252 36H251V38L249 37ZM102 35V34H101ZM116 35V36H115ZM131 35V34H130ZM134 36H135V34H133ZM194 35V34H193ZM196 35V36H197ZM6 36V35H5ZM9 36V35H8ZM25 36L26 37H28V36H32L31 37V39H30V37H28L29 38V40L27 39V38H25ZM72 36V35H71ZM94 36V37H93ZM108 36V35H107ZM107 36H105L106 38H107ZM112 36V35H111ZM166 36V37H167ZM1 37V36H0ZM11 37H12V35H11ZM64 37V36H63ZM81 37V38H80ZM104 37V34H103V38H105ZM123 37H125L124 35H123ZM130 36L127 34V36L125 37L126 39H125V42L126 41H128L129 42V40L133 37H131V38H129ZM264 37V36H263ZM8 38H10V37H8ZM18 38V40H16ZM23 38H24V40H25V46H24V48L25 49H27V50H25L22 46V44L24 43L23 41ZM37 38H39V37H36V40H37ZM65 38H63V40L65 39ZM68 38V39H67ZM78 39V40H76V39ZM103 38H101V39H103ZM137 38V37H136ZM164 38H165V40H164ZM1 39V41H3V44H5L6 43V41H5V43H4V40L3 39H5L4 38V36H3V38L1 37L0 38ZM12 39V38H11ZM96 39V40H95ZM118 39H120V40H118ZM155 39V40H154ZM162 39L164 40V41H162ZM193 39V38H192ZM201 39V38H200ZM199 39V40H200ZM10 40V39H9ZM23 40V41H22ZM40 40H41V38H40ZM106 40V39H105ZM111 40H112V38H111ZM131 40H133V39H131ZM130 40V41H131ZM138 40V41H139ZM151 40H153V41H151ZM199 40H198V42H199ZM203 39H201L200 41H202ZM255 42H254V41ZM0 41V42H1ZM16 41V42H15ZM20 41V42H19ZM28 41V43H26ZM33 41V40H32ZM99 41V40H98ZM101 41V40H100ZM103 41V40H102ZM108 41H109V39H108ZM118 41V42H117ZM162 41V42H161ZM194 41V40H193ZM195 41H197L196 39H195ZM18 42V43H17ZM22 42V43H21ZM77 44L78 42H79V44L78 45H75V43ZM131 42H133V41H131ZM151 42V43H150ZM162 44H161V43ZM169 42V41H168ZM252 42H253V44H252ZM9 43V42H8ZM14 43H16V44H14ZM97 43V42H96ZM107 43V42H106ZM109 43V42H108ZM115 43V42H114ZM124 42H122V44H123ZM161 45H160V44ZM166 44V45H164V44ZM215 43H217L218 45H216L215 46ZM236 44V46H237V50H238V52H239V55H238V59L239 60H241L242 62L241 63H237V61H236V59H233V58H229L228 56H227V52H228V48L229 47H231V45L230 44ZM1 44V43H0ZM26 44H28V45H26ZM32 44V43H31ZM53 44V43H52ZM62 44V43H61ZM81 44V45H82ZM100 44V43H99ZM102 44V43H101ZM105 44V43H104ZM122 44H118L119 45V47H121V45ZM127 44V43H126ZM132 44V43H131ZM159 44V45H158ZM255 44V45H254ZM17 45V46H16ZM33 45V44H32ZM63 45V44H62ZM71 45V44H70ZM69 45V46H70ZM109 45V44H108ZM145 45V44H144ZM163 45V46H162ZM8 46V47H7ZM27 46V47H26ZM66 48H67V46L66 45H64ZM94 46V45H93ZM100 45H98V47H99ZM124 46H125V44H124ZM154 46L155 47H157V48H154ZM162 46V47H161ZM13 47H15V49H13ZM62 47V46H61ZM79 47V46H78ZM87 47H89V46H87ZM92 46H90V48H91ZM102 47H103V45H102ZM123 47V46H122ZM121 47V48H122ZM148 47V46H147ZM166 47H165V49H166ZM9 48V49H8ZM17 48H19V51H18V49ZM31 48H32V46H31ZM74 49L73 48V46L71 45L70 46V48H68V49ZM80 48H81V46H80ZM127 48V49H128ZM160 48H161V50H160ZM11 49V50H10ZM13 49V50H12ZM17 49V50H16ZM24 49V55L23 56H25V57H22L21 55L23 54L22 52L20 53V51H22ZM34 49V48H33ZM33 49H32V51L31 50H29V51H31V53L33 52ZM130 49V50H131ZM154 49V50H153ZM4 50H5V52H4ZM7 50V51H6ZM38 50V51H37ZM65 50H67V49H65ZM78 50V49H77ZM77 50H72L73 52H76ZM141 50V49H140ZM178 50V51H177ZM3 51V52H2ZM13 51V52H12ZM16 51V54L14 53ZM69 51V50H68ZM71 51V50H70ZM69 51V52H70ZM71 51V52H72ZM115 51V52H116ZM129 51V50H128ZM141 51H143V50H141ZM157 51V52H156ZM227 51V52H226ZM8 52V53H7ZM12 52V53H11ZM37 52L39 53V54H37ZM126 52H127V50H126ZM125 52V53H126ZM139 52V51H138ZM145 52H143V53H145ZM205 52V53H206ZM4 53H5V55H4ZM145 53V54H146ZM152 53V54H151ZM161 53H162V51H161ZM12 54V55H11ZM13 54H14V56H15V58H16V60H14L15 58H14V56H13ZM19 54H20V56H19ZM49 54V53H48ZM51 54V53H50ZM77 54V53H76ZM133 54V55H132ZM156 54V55H157ZM8 55H9V57H8ZM44 55V54H43ZM42 55V58H41V60L44 58V56ZM111 55V54H110ZM218 56V58H217V60H215V58ZM18 56H19V58H18ZM32 56V57H31ZM125 56V55H124ZM137 56V57H136ZM139 56V57H138ZM146 56V55H145ZM2 57H0L1 59H2ZM13 59H12V58ZM27 57H28V60H27ZM30 57V58H29ZM46 57V56H45ZM47 57H49V55L47 56ZM78 57V56H77ZM77 57L75 58V59H77ZM83 57V56H82ZM81 57V58H82ZM87 57V56H86ZM84 58V60L82 61H78V62H80V64H77V65H75V64H73V65H75V66H73V67H76L73 71H76L77 72V74H76V72H75V75L77 76V78L76 77H74V79L76 78V79H81L80 81H82L83 79H85V81H89V80H91V79H93L94 77H96L97 79H98V81H102L103 83L101 84V86H99L100 87V89L102 88V85H104L103 86V88L105 87L107 90H108V88L109 89H111V90H113V89H115V93L116 92H118V91H116V90H118L119 89V86L121 85V83H119V80H118V83L120 84V85H118V83H117V78L118 79H121V78H119V77H117L116 75H114V76H116V79L114 78V76H113V73H112V71L113 70H111L112 68H111V66L109 67V65L108 66H106V63H105V61H103V62H101V63H103V67H105V68H103V70L102 69H100V65H101V63H100V65H98L99 63L97 62V64L94 66V63L93 62H88L87 60H88V58ZM93 57V56H92ZM92 57L91 58H89V59H92ZM95 57V56H94ZM129 57V56H128ZM141 57V58H140ZM25 58V59H24ZM52 58V57H51ZM126 58V57H125ZM145 58H147V57H145ZM9 61H8V60ZM46 59H48V58H46ZM87 59V60H86ZM144 61H143V60ZM156 59V58H155ZM219 59V60H218ZM14 60V61H13ZM40 59H39V61H41ZM49 60H51V59H49ZM78 60V59H77ZM2 61H3V59H2ZM8 61V62H7ZM39 61H37V62H39ZM43 61V60H42ZM41 61V62H42ZM48 61V60H47ZM127 61H129L130 62V64H129V62H127ZM145 61H147L146 63H150L151 64V66H149V64H147L146 65V63H145ZM14 64H13V63ZM25 62H26V64H25ZM40 62V63H41ZM45 63H46V65L45 66H48L47 65V62L46 61H44ZM74 62H76V61H74ZM100 62V61H99ZM117 62V63H118ZM125 62L128 64H125ZM153 62V61H152ZM25 65H24V64ZM51 63V62H50ZM87 63H90V65L89 64H87ZM16 65V66H15ZM18 65H20L21 67H17ZM24 65V66H23ZM43 65H44V63H43ZM69 66H71L72 65V63H71V65L70 64H68ZM68 65H66L67 66V68L69 67ZM79 65V66H78ZM126 65V66H125ZM4 66V67H3ZM29 66V67H28ZM50 66H53L52 64H50L49 65V67ZM56 66H58V65H55V67ZM66 66H64V68L66 67ZM78 66V67H77ZM120 66H119V68H120ZM121 66V67H122ZM128 66V67H127ZM200 66V65H199ZM13 67H14V69H13ZM31 67H32V69H31ZM148 67V68H147ZM160 67V66H159ZM9 68H10V70H9ZM12 68V69H11ZM16 68V69H15ZM42 68V65H41V67L39 68V69H41ZM57 68V67H56ZM59 68V67H58ZM57 68V69H58ZM111 68V69H110ZM148 69V70H150V72H152V73H150V72H147V73H150L149 75H147V73H145V71H144V69ZM150 68V69H149ZM161 68V67H160ZM159 68V69H160ZM19 69V70H18ZM36 69V68H35ZM39 69H38V72H34L33 71V74H30L29 73V75H34V74H37V73H39L40 71H39ZM50 69V68H49ZM48 69V70H49ZM52 69H54V68H52ZM69 69V68H68ZM67 69V70H68ZM98 69H100V70H98ZM116 69V68H115ZM121 69H119V70H121ZM201 69H204V70H201ZM217 69V71H216V73L218 72V70H219V72H218V74L216 75L215 74V70ZM18 70V71H17ZM47 69H46V72L48 71ZM51 70V69H50ZM49 70V71H50ZM65 70H66V68H65ZM70 71H72L71 70V67H70V69H69ZM96 70H98L97 72H99V73H95V71ZM118 70V69H117ZM118 70V71H119ZM125 70H127V69H125ZM147 70V71H148ZM163 70H165V69H163ZM214 71V72H212V71ZM4 71H2V72H4ZM6 71V72H7ZM53 71V70H52ZM54 71H55V69H54ZM61 71V70H60ZM161 71V70H160ZM207 72V73H209V74H206L208 77H209V83H210V85L208 84V82H204V81H206V80H204V78H205V75H204V72ZM31 72V71H30ZM45 72V70L43 71V73H41V74H45L44 73ZM57 72V71H56ZM56 72H53V73H56ZM64 72V71H63ZM125 72V71H124ZM144 73V75L142 76V77H144L143 79H142V77L140 76V75H142L141 73ZM127 73V74H126ZM212 73H214L213 75H212ZM2 74V73H1ZM5 74V73H4ZM4 74H3V77H4ZM64 74V73H63ZM66 74H67V72H66ZM69 74V73H68ZM116 74H119V72H117ZM121 74V73H120ZM129 74H131L130 73V71H129V73L128 72H125V74H123L124 75V77L125 78H127L125 75H129ZM152 74H153V76H152ZM211 74V75H210ZM7 75V74H6ZM5 75V76H6ZM53 75V74H52ZM52 75H50V78L52 77V79H54V77H55V74H54V77L52 76ZM59 75V74H58ZM71 75H74V74H71ZM71 75H67V77H69V78H71ZM133 75H134V73H133ZM138 75V76H137ZM56 76H57V73H56ZM63 78L65 77V80H66V76H64V75H61ZM82 76V77H81ZM83 76H85V77H83ZM168 76V77H169ZM8 77H7V79H6V77H4V79H6V80H8ZM167 77V76H166ZM168 77L167 78H164V80L165 79H167L168 80ZM57 78V77H56ZM55 78V79H56ZM61 79V77H60V75H59V77L57 78V79ZM89 80H88V79ZM96 78H94L95 80H96ZM155 78V79H154ZM170 78V77H169ZM219 79V81L220 82H217L218 80H216V79ZM49 80V81H52V82H50V84H48V82H47V89L46 90H48V92H49V94L50 95H52L53 96V94H54V96L53 97H57V96H59V94H57V90H65L66 88H63V87H67V85L68 84H70L71 82H70V80L72 79H69V81L68 80H66V81H68V84L66 83V86H63L62 85V83H61V80H55V81H58V84H59V81H60V83H61V85H60V87L57 85V82L55 83V81L54 80ZM135 80H136V78H134ZM137 79V80H138ZM63 80V79H62ZM137 80H136V82H137ZM167 80H165V81H167ZM10 81V80H9ZM8 81V82H9ZM53 81H54V83L57 85V87H59V88H57L56 86L54 87V90H55V88L57 89V90H53V88L50 90L49 88H51L52 87V83H53ZM73 81V80H72ZM93 81V80H92ZM145 81H148V80H146V78H145ZM170 81H171V79H170ZM23 82V81H22ZM64 83L63 84H65V81H63ZM82 82H84V80L82 81ZM149 82V81H148ZM54 83H53V85H54ZM89 83V82H88ZM95 83V82H94ZM93 83V85H95ZM99 83V82H98ZM97 83V84H98ZM154 83V82H153ZM153 83L152 84H150V82H149V84L151 85V87H150V85L148 84L147 85V88H148V92H152V90L155 88L154 86V88L152 87V85H153ZM167 83H168V81H167ZM9 84V83H8ZM23 83H21V85H22ZM100 84V83H99ZM139 84H141V83H139ZM155 84V83H154ZM166 84V83H165ZM203 84V86L205 87V85ZM24 85V84H23ZM22 85V86H23ZM50 85V86H49ZM71 85V84H70ZM75 84H74V81H73V84L71 85V86H74ZM63 86V87H62ZM70 86V87H71ZM98 86H97V88H98ZM180 86V88H178ZM188 86H189V88H188ZM10 87H12V86H10ZM61 87H62V89H61ZM122 87V86H121ZM187 89H186V88ZM25 88H27L26 86H25ZM68 88H69V86H68ZM72 88V87H71ZM123 88V87H122ZM146 88V87H145ZM144 88V90H146ZM156 88L154 89V91L156 90ZM22 89V88H21ZM152 89V90H151ZM205 89V88H204ZM9 90H11V88L9 89ZM25 90V89H24ZM86 90H89V89H86ZM120 90V89H119ZM143 90V91H144ZM218 92H217V91ZM12 91H14V90H12ZM11 91V92H12ZM52 91V92H51ZM90 91V90H89ZM109 91V90H108ZM153 91V92H154ZM186 91V92H187ZM63 93H64V91H62ZM62 92H61V94H62ZM83 92V91H82ZM86 92V91H85ZM114 92V91H113ZM122 92V91H121ZM4 92H2V89H1V93H0V96L3 94ZM7 93V92H6ZM39 93V92H38ZM53 93V94H52ZM89 93V92H88ZM88 93H86V95H84L85 93H83V95L86 97L87 96V98H91V95H89ZM94 93V92H93ZM188 93V92H187ZM215 93H217V94H215ZM11 95H13L14 96V94H12L11 93ZM24 95V94H23ZM74 97H72L73 98V101H75V99H76V101L75 102H79V101H77V100H79L80 98H81V96H83V95H81L80 96V94H78V96H80V98L77 96V95H74V94H72ZM116 95H117V93H116ZM4 94L1 96V98L0 99H2L3 100V98H4ZM8 96V94H6V97ZM25 97L27 96V95H24ZM41 96H43V95H41ZM40 96V97H41ZM156 96V97H155ZM165 96H166V94H165ZM164 96V97H165ZM3 97V98H2ZM9 97V100H11L10 102H12V100H13V98H11V96L9 95L8 96ZM8 97H7V101H8ZM28 97V96H27ZM55 97V98H56ZM161 97V98H160ZM179 97V96H178ZM242 97H244V95L242 96ZM70 98V97H69ZM71 98V99H72ZM79 98V99H78ZM183 98V99H184ZM203 98V99H202ZM233 99V101H234V105L236 106V107H238V111H239V119H240V121L241 120H243L244 121V124H242V128H239V129H237L236 131H234V132H232V131H230V130H227V129H225L223 126H224V121H226L227 120V115H226V109H224L225 108V106H224V102H226V101H224L223 99ZM53 99V98H52ZM82 99V98H81ZM91 99H93V98H91ZM91 99H89L90 100V102H91ZM156 99V100H155ZM189 99L191 100V102L189 101ZM243 100H245V99H247V97L244 99V98H242ZM250 99V100H251ZM17 100V99H16ZM57 100H61L60 99V97H59V99H57ZM70 99H68V101H67V99H66V103H65V106H67L66 108H68L69 107V110H72V108H74L73 107V102L71 101H69ZM84 101H83V103H81V108L83 107V109H81V110H84V108H85V104L87 105V104H89L88 102L89 101H86V98H84L83 99ZM88 100V99H87ZM192 100H193V102H196V103H193L192 102ZM199 100V99H198ZM205 100V101H204ZM208 100V99H207ZM51 101V100H50ZM82 101V100H81ZM150 101V100H149ZM165 101V103H166V105H164V102ZM62 102V101H61ZM65 101H63L62 103H64ZM70 102V103H69ZM85 102H87V103H85ZM113 101H110V103H108V101H107V103L109 104L108 105V107H106L108 110H109V112L111 111V115H112V118L114 119V121L117 123L118 122V124H119V122L120 123H124L125 121V123H130V121H132L131 119L132 118H135L134 116H133V113L131 112V113H128V107H130V106H128V103L127 104H125V105H123L122 107L123 108H121L120 107V105L119 104H117V101H116V103L114 102V103H112ZM125 102H129V101H127V100H125ZM203 102H205V103H203ZM228 102V101H227ZM53 103H55V102H53ZM73 103V104H72ZM85 103V104H84ZM92 103V102H91ZM119 103V102H118ZM153 103V102H152ZM229 103V102H228ZM80 104V103H79ZM78 104V105H79ZM93 104V103H92ZM92 104H89V107L88 108H90V106H92ZM192 104H194V106L192 105ZM205 106H204V105ZM227 104V103H226ZM249 106H248V105ZM60 106V109L61 108H63L62 106H61V104H59ZM76 103H75V105L74 106H77V107H79ZM107 105V104H106ZM106 105H104V106H106ZM164 105V106H163ZM245 105H247V106H245ZM254 105V106H253ZM65 106H64V110H65ZM125 106V107H124ZM140 106V105H139ZM155 106V105H154ZM170 106V105H169ZM189 106V107H188ZM194 107V111L192 110V111H190L193 107ZM202 106H204V107H202ZM76 107V109H78ZM86 107V109H88ZM141 108L138 110V116H136V118L137 117H139V119L141 120V126H140V129H141V127H148L149 128V131H150V129L151 130H153L154 131V129H156L157 130V128H156V124H154L153 122V125H152V123H151V121L148 119L149 117V114H150V112H148L144 107H142V106H140ZM156 107L155 108H153V109H150L149 108V111H151L152 112V114L154 115L156 112H157V109H156ZM199 107H202L203 109H201V108H199ZM92 108H94V106L92 107ZM152 108V107H151ZM167 108H169V110L170 111H168L167 110ZM188 108V109H187ZM105 109V108H104ZM159 109V108H158ZM187 109V110H186ZM69 110H68V112H69ZM81 110H79L80 112H79V114H78V112H76L77 110H72V112L73 111H75V112H73L74 113V115L76 114V116H78V117H80V119L84 116L83 114H85L84 113V111H83V114H82V112H81ZM106 110V109H105ZM105 110H103L104 112H105ZM131 110L133 111V110H135L134 108H133V106H131ZM92 111L94 112V109H92ZM91 111V112H92ZM177 111V112H176ZM90 112V113H91ZM67 113V112H66ZM70 113V112H69ZM88 113V112H87ZM183 113H181V116H184L183 115ZM71 114V113H70ZM109 114V113H108ZM167 114V113H166ZM197 114H199V113H197ZM196 114V115H197ZM68 115V114H67ZM82 115V116H81ZM87 115V114H86ZM95 115V114H94ZM94 115H92V117H91V119L90 120H88V122L89 121H92L93 123H92V125H91V123H87L86 121H82V120H84V119H88V117L86 116V117H84L83 119H81L80 121H78V119L79 118H75V120L77 121V124H78V122H80L82 125H83V122L85 123L86 122V124H87V126H86V128H85V130L86 129H88V131H86L87 132V134L89 135V131H90V129H92L91 130V132H93L94 130H93V128H96L95 127V122H96V120L97 119H95L94 121H93V116ZM168 115V114H167ZM90 116V115H89ZM108 116V115H107ZM106 116V117H107ZM166 116V115H165ZM199 116V115H198ZM70 117H72V116H70ZM110 117V116H109ZM186 117V116H185ZM185 117H183V118H181L180 120L182 121ZM195 117V116H194ZM193 117V118H194ZM177 118V117H176ZM195 118H197V116L195 117ZM199 118V117H198ZM197 118V119H198ZM104 119H106V118H104ZM107 119H109V118H107ZM107 119H106V121H107ZM138 119V120H139ZM196 119V120H197ZM102 120V119H101ZM109 120H111V118L109 119ZM125 120V121H124ZM187 120V119H186ZM191 120H193V121H195V119H191ZM104 121V120H103ZM105 121V122H106ZM112 121V120H111ZM111 121H110V123H111ZM124 121V122H123ZM134 121V120H133ZM190 121V120H189ZM109 121H107V123H108ZM114 122V123H115ZM135 122V121H134ZM179 122V121H178ZM178 122H177V124H178ZM184 122V121H183ZM182 122V123H183ZM187 122V121H186ZM100 123V122H99ZM99 123L97 124V125H99ZM136 123V122H135ZM180 123V122H179ZM243 123V122H242ZM76 123H75V126H76V128H78V126H80V124L79 125H77ZM89 124L93 127V128H91L90 126H89ZM134 124V123H133ZM132 124V125H133ZM190 124H192L191 122H190ZM85 125V124H84ZM101 125H102V121H101ZM103 125H104V123H103ZM120 125V124H119ZM122 125V128H124L125 127V131L127 132L126 133V137L127 138H129V140L130 141H135V139H133V140H131L130 138H131V134H132V126L129 124L128 126H123V124H121ZM135 125V124H134ZM179 125V124H178ZM183 125V124H182ZM88 126H89V128H88ZM100 126V125H99ZM212 126V125H211ZM213 126H215V125H213ZM215 126V127H216ZM264 126V125H263ZM137 127H138V125H137ZM177 127V126H176ZM179 127V126H178ZM178 127H177V129H178ZM196 127V128H197ZM258 127V128H257ZM100 128H101V126H100ZM143 128H142V131L143 132H145L144 130H143ZM148 128H146V129H148ZM182 128V127H181ZM262 128H264V127H262ZM99 129V128H98ZM137 129V128H136ZM175 129V128H174ZM97 130V129H96ZM95 130V131H96ZM184 130V129H183ZM194 129H191V131H188V129H187V131L188 132H186V131H181L180 132V130H178L179 132V134L180 135H182V136H184V139L183 138H181V136L179 135V134H177V130H174V135H176V136H173V138L174 137H176V138H178L177 140H175L174 141V143H173V145L175 146V144H178V143H176L178 140H180V139H182V140H184V141H186L187 142V140H189L190 139V135H187L188 137H186L185 136V134L184 133H182V132H185V133H190L191 135H194L195 134V132L193 131ZM153 131H151L152 133H153ZM94 133V132H93ZM157 134V132H154V135H156ZM90 135H92V134H90ZM122 135V134H121ZM154 135H151V136H153V137H155ZM158 135H159V132H158ZM180 137V139H179V137ZM132 137H133V135H132ZM123 138V137H122ZM187 138H189V139H187ZM120 139V138H119ZM128 140V139H127ZM181 140V141H182ZM94 141V140H93ZM160 141V140H159ZM90 142H91V140H90ZM89 142V143H90ZM183 142V141H182ZM158 143V142H157ZM184 143V142H183ZM188 143V142H187ZM132 144V143H131ZM135 144H136V142H135ZM179 144H181V142L179 143ZM92 145H94L93 143H92ZM160 145V144H159ZM103 147H104V149H106L105 148V146L106 145H102ZM179 146V145H178ZM181 146V148H183L184 146H185V144H183V147H182V145H180ZM179 146V147H180ZM98 147V146H97ZM103 147H100V149L101 148H103ZM107 147V146H106ZM178 147V148H179ZM89 148H90V146H89ZM88 148V149H89ZM91 148H93V150H94V147H91ZM90 148V149H91ZM177 148V149H178ZM185 148V147H184ZM103 149V150H104ZM172 149H173V147H172ZM177 149H176V147H175V151L177 152ZM92 150V149H91ZM183 150V149H182ZM179 153V152H178ZM185 153V152H184ZM252 153H255V154H252ZM175 155V154H174ZM250 155L252 156V157H250ZM253 156H256V157H253ZM262 156H260V157H262ZM175 157V156H174ZM184 157H185V155H184ZM186 158V157H185ZM176 159V158H175ZM184 160V159H183ZM176 162V161H175ZM261 164V165H260ZM160 166H162L163 167V165H160ZM159 167V166H158ZM172 167V166H171ZM178 168H179V166H178ZM179 168V169H180ZM161 169V168H160ZM152 171H153V169H151ZM129 173H127L128 175L129 174H131V171H128ZM159 173V172H158ZM162 173V172H161ZM155 174V173H154ZM164 174H165V172H164ZM167 174V173H166ZM127 175V176H128ZM156 175V174H155ZM157 176H159L158 174H157ZM129 177H131L130 175H129ZM165 176L163 175V177L162 178H164ZM157 178V177H156ZM159 178H161V175H160V177ZM10 179V178H9ZM8 179V180H9ZM210 183H212V184H210ZM214 183V184H215ZM217 183H219L218 185H217ZM209 184V185H208ZM221 184V185H220ZM223 184L225 185V186H223ZM223 188H222V187ZM192 187V186H191ZM207 187V188H208ZM195 189V188H194ZM214 190V189H213ZM223 190H222V192H223ZM226 190V191H227ZM224 194H225V192H224ZM132 197H134V199H135V202L136 203H138L140 206H141V208H140V211H141V209H142V211L141 212H144V211H147V209L148 210H151V209H157V208H160V207H162L163 205H165L166 204V201H167V199H166V197H165V194H163V193H155V192H153L152 191V189L150 190V188H145V189H142V188H140V189H134V191L132 192V195H131ZM222 196H223V194H222ZM229 197V196H228ZM252 197V198H251ZM253 199V201H251V199ZM222 200V199H221ZM223 202V201H222ZM221 201H220V203H222ZM258 204V203H257ZM223 205V204H222ZM245 205V204H244ZM261 205H264V202H263V204H261ZM224 206V208H225V205H223ZM259 208V207H258ZM257 208V210L259 211V209ZM263 209V208H262ZM139 210V209H138ZM138 210H136V211H138ZM140 211H138V212H140ZM256 211V209L254 210V212ZM258 211H257V213H258ZM261 211V210H260ZM203 213V212H202ZM18 214V213H17ZM204 217H205V215H203ZM204 219V218H203ZM130 221V220H129ZM132 222V221H131ZM131 222L129 223V225L131 224ZM259 223V225H260V227H259V225L257 226V224ZM208 223V222H207ZM153 226V225H152ZM168 225H165V224H163L162 225V230L159 228V226L158 225H155L154 226V228H153V230H152V236L153 237H151V238H153V239H151V242H153V244H155V245H161V244H163V243H165L166 241H168V239H169V237H171V235L168 233V231H169V227H167ZM224 226V225H223ZM226 226H224V227H226ZM139 227H142V226H139ZM226 227V228H227ZM125 229H124V231H122L123 232V234H125V236L126 235H128L127 233H130L131 234V230H133V227H132V225L131 226H128L127 227V225H126V227H124ZM132 228V229H131ZM162 231H163V233H162ZM122 232H120V233H122ZM126 232V233H125ZM146 232V231H145ZM119 233V234H120ZM143 233V235H145L144 234V231L142 232ZM227 234V235H226ZM225 236V237H224ZM224 237V238H223ZM145 238V237H144ZM248 239V238H247ZM111 245L113 246V245H121V246H123L124 245V247L126 246V245H129L130 243V241L127 239V238H124V237H122V236H119V235H116V236H113L112 237V239H111ZM247 241H249V239L248 240H245L244 241V243H241V244H239V246H238V248L240 249V250H242V249H246L247 247H248V249H249V247L250 246H247L248 245V242ZM129 243V244H128ZM247 243V244H246ZM246 245V246H245ZM120 246V247H121ZM243 246V248L241 249L240 247H242ZM255 248L257 249V250H255ZM243 250V251H244ZM239 251V250H238ZM251 251H253V250H251ZM253 251V252H254ZM245 252V251H244ZM253 252H252V254H253ZM239 253H241V252H238V253H236L235 252V255L234 256H238L239 257Z\"/></svg>", "mask_w": 264, "mask_h": 264}]
</instances>
